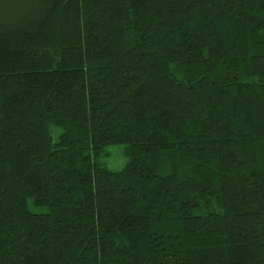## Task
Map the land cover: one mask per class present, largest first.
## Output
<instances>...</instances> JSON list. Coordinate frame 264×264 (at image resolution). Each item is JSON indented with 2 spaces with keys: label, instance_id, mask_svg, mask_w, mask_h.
<instances>
[{
  "label": "trees",
  "instance_id": "16d2710c",
  "mask_svg": "<svg viewBox=\"0 0 264 264\" xmlns=\"http://www.w3.org/2000/svg\"><path fill=\"white\" fill-rule=\"evenodd\" d=\"M0 264H264V0H0Z\"/></svg>",
  "mask_w": 264,
  "mask_h": 264
},
{
  "label": "rangeland",
  "instance_id": "374dc122",
  "mask_svg": "<svg viewBox=\"0 0 264 264\" xmlns=\"http://www.w3.org/2000/svg\"><path fill=\"white\" fill-rule=\"evenodd\" d=\"M123 150V144L110 145L105 148L100 159L112 169H121L127 163Z\"/></svg>",
  "mask_w": 264,
  "mask_h": 264
}]
</instances>
